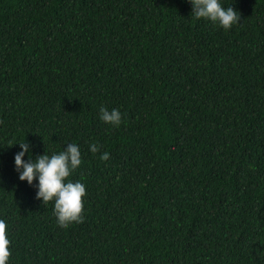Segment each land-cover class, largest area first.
<instances>
[{
  "label": "trees",
  "instance_id": "16d2710c",
  "mask_svg": "<svg viewBox=\"0 0 264 264\" xmlns=\"http://www.w3.org/2000/svg\"><path fill=\"white\" fill-rule=\"evenodd\" d=\"M222 3L227 30L190 0H0L7 264H264V0ZM24 139L79 144L82 221L18 178Z\"/></svg>",
  "mask_w": 264,
  "mask_h": 264
},
{
  "label": "clouds",
  "instance_id": "9594fccd",
  "mask_svg": "<svg viewBox=\"0 0 264 264\" xmlns=\"http://www.w3.org/2000/svg\"><path fill=\"white\" fill-rule=\"evenodd\" d=\"M191 15L194 18H206L213 24L227 30L240 22V13L231 4L225 6L222 0H190ZM99 118L112 125L121 123L122 114L118 108L108 109L101 106ZM19 144V150L14 153V166L18 178L27 181L36 188L35 196L43 203L49 201L53 204V214L56 223L66 227L73 222L83 220L84 202L82 197L86 194V185L79 179L69 177L82 163L80 146L76 142H67L62 150L44 151L32 158L31 145L24 139L8 142L7 145ZM89 149L95 153L99 146L90 143ZM29 156L25 159V154ZM108 153H102L107 158ZM10 239L7 234L6 221L0 218V264H7L10 256Z\"/></svg>",
  "mask_w": 264,
  "mask_h": 264
}]
</instances>
